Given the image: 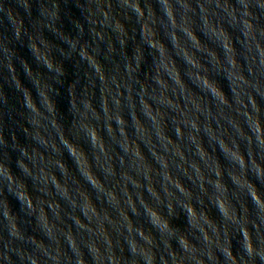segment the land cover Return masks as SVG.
Listing matches in <instances>:
<instances>
[{
    "label": "water",
    "instance_id": "water-1",
    "mask_svg": "<svg viewBox=\"0 0 264 264\" xmlns=\"http://www.w3.org/2000/svg\"><path fill=\"white\" fill-rule=\"evenodd\" d=\"M0 264H264V0H0Z\"/></svg>",
    "mask_w": 264,
    "mask_h": 264
}]
</instances>
